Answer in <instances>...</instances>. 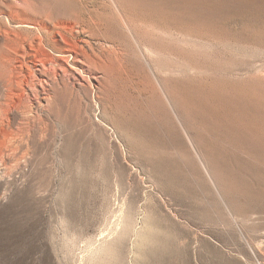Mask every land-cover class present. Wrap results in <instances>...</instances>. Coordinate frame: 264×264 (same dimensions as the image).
Returning <instances> with one entry per match:
<instances>
[{
  "label": "rangeland",
  "instance_id": "obj_1",
  "mask_svg": "<svg viewBox=\"0 0 264 264\" xmlns=\"http://www.w3.org/2000/svg\"><path fill=\"white\" fill-rule=\"evenodd\" d=\"M121 1L43 2L121 65L0 147V264H264V0Z\"/></svg>",
  "mask_w": 264,
  "mask_h": 264
},
{
  "label": "bare ground",
  "instance_id": "obj_2",
  "mask_svg": "<svg viewBox=\"0 0 264 264\" xmlns=\"http://www.w3.org/2000/svg\"><path fill=\"white\" fill-rule=\"evenodd\" d=\"M36 2L37 3H34V0H9V2L5 0H0V54H1L0 55V64H1V70H0L1 71V74H0V147L3 150L8 149V147L15 140V137H16L15 125L17 124V122L21 121L20 124H23L24 122H28L29 120H31L33 118V115L37 116L38 113L45 114V112H47V109L51 107L50 105L52 103V99L55 96L57 97V94L58 93L60 94V92L74 97V102H75V99L76 100L78 99L80 104L82 103V96H81L82 94L85 98V101L90 102V104L95 105L97 101L98 92H97V89L95 90L93 86L91 85V81H90L91 76L94 75L95 79L97 75L98 76L101 75L103 77L107 76L109 72L116 69V67L117 69H119L121 65V63L118 61L120 59H118L117 61L111 60L110 59L111 55H109V52H108V51H112L114 53L115 46L120 42V40L122 41L125 39V37H121V34L119 33L121 32V30H118L120 27L117 28L116 29L117 31L114 32L119 42L117 43L118 40L113 39V38H111L110 40H107L106 38H104L102 42L103 43L102 46L106 49H100V52H95L91 49L88 40L81 41L78 39V36L81 32L88 33L89 31L86 29H83L80 32L81 23H79L77 19L72 18V17L69 18L68 16H63L60 14L55 15V12L52 13V10L47 8L46 7L47 5L43 3L44 0L43 2L41 0H36ZM111 2L110 4L115 6L117 10L116 12H118L119 14V18L123 23L124 29L129 32H132L133 29L131 30V27H130L131 25V23L129 22L130 19L128 20L126 16L127 15L126 10L124 9L125 7L123 5L125 3H123L121 0H111ZM137 9L139 10V8ZM134 12H133V16H134ZM130 14L132 15V13ZM166 28H169V27H166ZM168 34L169 36H171L170 32ZM137 41L139 42V40ZM151 42L153 44L151 45L153 46L152 48H155L157 51H161L160 45H154L155 42L157 41L155 42L151 41ZM139 49H140V52L144 51L143 49H141V47H139ZM129 51L130 50H128V52ZM117 52L118 51H116V53ZM130 54H134V53H130ZM142 55L144 57V61H143L145 62L144 64H146L148 68L152 71L153 73L152 75L157 77L156 73L153 70V65L151 64L152 59L147 58L148 57L146 56L147 54L145 55L143 53ZM129 58H130V55H129ZM155 80L162 90V93H161L163 94L162 100L164 101L165 107L167 108V111L169 114L168 117L170 119L169 121L172 123H174L175 119H178V121H180L176 113L174 84L167 83L168 85L165 86L164 84L162 85L158 79H155ZM49 91H51V93ZM175 122H177V120ZM182 129L186 135V143L193 145V142L188 136V129L185 126H183ZM172 144L173 143L171 141L170 145L172 146ZM155 147H156V144H155ZM205 151L206 150H204V152ZM138 236L142 237L140 232H138Z\"/></svg>",
  "mask_w": 264,
  "mask_h": 264
}]
</instances>
